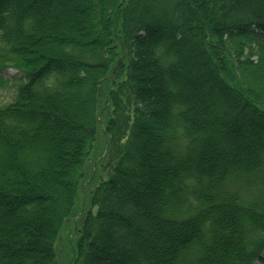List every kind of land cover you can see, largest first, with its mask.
<instances>
[{
  "label": "trees",
  "instance_id": "1",
  "mask_svg": "<svg viewBox=\"0 0 264 264\" xmlns=\"http://www.w3.org/2000/svg\"><path fill=\"white\" fill-rule=\"evenodd\" d=\"M64 2L0 0V264L264 261V0Z\"/></svg>",
  "mask_w": 264,
  "mask_h": 264
},
{
  "label": "rangeland",
  "instance_id": "2",
  "mask_svg": "<svg viewBox=\"0 0 264 264\" xmlns=\"http://www.w3.org/2000/svg\"><path fill=\"white\" fill-rule=\"evenodd\" d=\"M71 1V0H70ZM69 0H65V5H68ZM19 74L16 69L11 66L3 67L0 73V106L11 102L15 96ZM96 161L91 158L90 164L92 165ZM90 175V172H89ZM98 175L96 176L94 182L88 184V181L83 185L84 188L81 191L79 197V206H83L84 203L90 202L89 190L98 181ZM96 181V182H95ZM80 209V207H79ZM76 219V218H75ZM73 219V221H68L63 227L59 239L56 242L57 249V261L58 264H71V261L75 255L77 240L79 233L77 231L78 226L80 227L82 218ZM75 220V221H74ZM255 264H264V261H257Z\"/></svg>",
  "mask_w": 264,
  "mask_h": 264
}]
</instances>
